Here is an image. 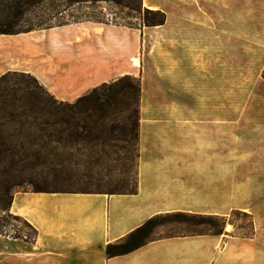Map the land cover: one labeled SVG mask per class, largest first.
<instances>
[{"label":"crops","instance_id":"0c3cea01","mask_svg":"<svg viewBox=\"0 0 264 264\" xmlns=\"http://www.w3.org/2000/svg\"><path fill=\"white\" fill-rule=\"evenodd\" d=\"M142 4L165 11L166 24L86 20L0 34V76L31 74L61 101L125 76L142 79L137 191L16 193L11 213L34 236L0 232V264H264V0ZM152 76L165 90H150ZM162 99L169 102H152ZM240 108L254 125L241 126L237 115L233 129L222 116ZM233 211L252 215L251 236H169L106 253L159 214Z\"/></svg>","mask_w":264,"mask_h":264},{"label":"trees","instance_id":"16d2710c","mask_svg":"<svg viewBox=\"0 0 264 264\" xmlns=\"http://www.w3.org/2000/svg\"><path fill=\"white\" fill-rule=\"evenodd\" d=\"M101 1L109 0H0V34L16 35L67 24L30 26L19 30L17 22L40 5L48 6L47 20H51L75 4ZM142 8L143 4L137 10L139 14ZM144 12L147 27L166 24L167 16L163 11L144 8ZM140 98L141 81L132 76L102 84L74 102L58 100L31 74L10 72L1 76L0 232L15 238L32 239L34 236L33 228L11 213L16 193L59 192L47 191V181L69 183L81 169L87 173L100 170L102 156L113 154L115 162L124 161L123 170L127 164L131 166L139 147ZM137 187L138 180L131 190L104 193L133 194ZM199 219L201 221H197ZM21 220L33 234L25 235L17 229L13 222ZM163 221L211 228L178 236L222 235L225 229V218L220 216L183 212L159 214L124 239L108 245L107 255L129 254L154 241L150 236ZM10 226H13L14 233L8 231Z\"/></svg>","mask_w":264,"mask_h":264},{"label":"rangeland","instance_id":"374dc122","mask_svg":"<svg viewBox=\"0 0 264 264\" xmlns=\"http://www.w3.org/2000/svg\"><path fill=\"white\" fill-rule=\"evenodd\" d=\"M129 1V3H128ZM131 1V3H130ZM143 0H109V1H101L97 3H83V4H75L69 7L63 15H59L57 18H51V20H47L48 12L46 10L47 7L44 5H40L36 7L32 12L25 18L20 19L17 22V28L19 30H24L30 26H43L46 27L47 24L50 25H58L60 23H74L76 21H85V20H96L99 22H108L120 25H127L130 27L137 28H145L147 27L144 23V6L142 8V13L139 14L137 10L141 9ZM128 3V4H127ZM152 10V9H150ZM160 10V9H157ZM163 11V10H161ZM165 14L166 12L163 11ZM167 16V15H166ZM149 28V27H147ZM43 30V29H38ZM157 53V52H155ZM160 54V53H159ZM160 62V61H159ZM157 68L161 70L165 74V61L158 63ZM162 65V66H161ZM163 74V75H164ZM1 77V76H0ZM141 81V95H142V79L138 78ZM150 90L162 91L165 90V85L160 84L157 80L152 76L150 77ZM164 86V87H163ZM157 106L166 105L169 102L166 99L162 100H153L152 101ZM195 104V101H192V105ZM140 110H141V98H140ZM141 113V112H140ZM247 110L240 108L238 113H228L223 115L222 118L224 121H232L231 128H238L239 126L235 123L237 119V115H240L241 126H246L248 122H252L251 115L248 114ZM233 114V115H232ZM140 122H141V114H140ZM253 124V122H252ZM254 125V124H253ZM226 126L223 125V128ZM230 134V133H229ZM242 134V133H240ZM111 151V150H107ZM136 159L132 162L130 166L127 164V168L125 170L121 169L123 167L124 157H120L121 163H117L114 161L115 157L113 154L109 156H102V167L100 170L95 169L93 172L87 173L85 170H80L77 173V177H74L69 183H53V181L48 180L45 189L47 191H59V192H110V191H118L125 192L131 190L138 178V161H139V147L136 152ZM135 157V156H134ZM44 182V181H43ZM42 182V183H43ZM30 190V188H27ZM237 207V206H236ZM194 214V213H191ZM199 215V214H198ZM16 216V215H15ZM225 218V233H232L233 235H237L240 237H247L253 234V218L252 215L242 212V211H233L229 213V215ZM197 221H201L200 219ZM17 229H20L23 234L30 235L33 232L27 227V225L21 221L13 222ZM231 225L233 229L231 231H227L226 226ZM211 229L209 226H199L192 227L185 223H170L168 221H163L160 226H158L150 236L151 240H157L164 237L169 236H178V235H191L194 232L198 231H209ZM10 233H14L13 226L8 228Z\"/></svg>","mask_w":264,"mask_h":264},{"label":"bare ground","instance_id":"6f19581e","mask_svg":"<svg viewBox=\"0 0 264 264\" xmlns=\"http://www.w3.org/2000/svg\"><path fill=\"white\" fill-rule=\"evenodd\" d=\"M145 5H149V0H145ZM156 49H157V45H155L152 49V53L155 54L156 52ZM132 64L134 67L138 68L141 66V60L139 57H136L132 60ZM227 231H231L233 229V227L230 225L228 226L227 228Z\"/></svg>","mask_w":264,"mask_h":264},{"label":"water","instance_id":"95a60500","mask_svg":"<svg viewBox=\"0 0 264 264\" xmlns=\"http://www.w3.org/2000/svg\"><path fill=\"white\" fill-rule=\"evenodd\" d=\"M228 226H230V225H227L226 228H227Z\"/></svg>","mask_w":264,"mask_h":264}]
</instances>
